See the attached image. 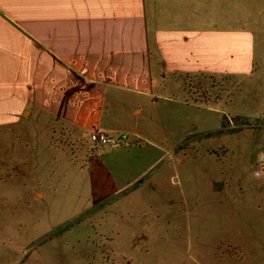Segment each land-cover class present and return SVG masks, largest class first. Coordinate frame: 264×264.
I'll return each mask as SVG.
<instances>
[{
  "label": "crops",
  "instance_id": "obj_1",
  "mask_svg": "<svg viewBox=\"0 0 264 264\" xmlns=\"http://www.w3.org/2000/svg\"><path fill=\"white\" fill-rule=\"evenodd\" d=\"M227 3L40 0L31 16L23 0H0V131L27 144L20 174L38 181L49 229L106 205L118 254L133 259L144 233L121 231L158 219L160 187L173 177L170 111L200 106L187 81L254 65L255 21L219 11ZM95 130L126 133L129 144L94 147Z\"/></svg>",
  "mask_w": 264,
  "mask_h": 264
},
{
  "label": "rangeland",
  "instance_id": "obj_2",
  "mask_svg": "<svg viewBox=\"0 0 264 264\" xmlns=\"http://www.w3.org/2000/svg\"><path fill=\"white\" fill-rule=\"evenodd\" d=\"M229 1L219 11L255 21L254 65L246 75L187 81L200 106L170 111L173 177L160 187L158 219L134 218L121 231L144 233L133 259L120 258L106 205L49 229L38 181L20 174L27 144L1 130L0 264H264V0ZM23 4L21 13L40 15V0Z\"/></svg>",
  "mask_w": 264,
  "mask_h": 264
},
{
  "label": "built area",
  "instance_id": "obj_3",
  "mask_svg": "<svg viewBox=\"0 0 264 264\" xmlns=\"http://www.w3.org/2000/svg\"><path fill=\"white\" fill-rule=\"evenodd\" d=\"M89 141L94 147L102 146H125L129 144L130 136L126 133L112 135L101 131H92Z\"/></svg>",
  "mask_w": 264,
  "mask_h": 264
}]
</instances>
